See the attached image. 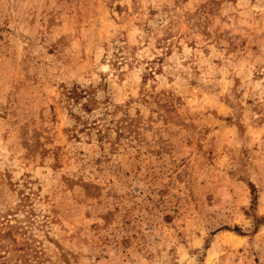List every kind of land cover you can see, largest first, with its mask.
I'll return each mask as SVG.
<instances>
[{"label":"rangeland","instance_id":"374dc122","mask_svg":"<svg viewBox=\"0 0 264 264\" xmlns=\"http://www.w3.org/2000/svg\"><path fill=\"white\" fill-rule=\"evenodd\" d=\"M0 264H264V0H0Z\"/></svg>","mask_w":264,"mask_h":264}]
</instances>
